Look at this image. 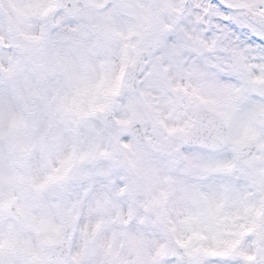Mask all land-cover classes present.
I'll use <instances>...</instances> for the list:
<instances>
[{"label": "snow or ice", "instance_id": "snow-or-ice-1", "mask_svg": "<svg viewBox=\"0 0 264 264\" xmlns=\"http://www.w3.org/2000/svg\"><path fill=\"white\" fill-rule=\"evenodd\" d=\"M0 264H264V0H0Z\"/></svg>", "mask_w": 264, "mask_h": 264}]
</instances>
